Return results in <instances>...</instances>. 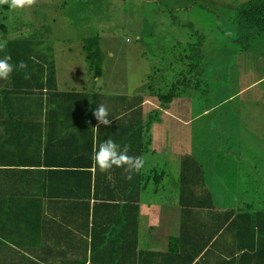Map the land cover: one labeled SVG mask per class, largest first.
I'll list each match as a JSON object with an SVG mask.
<instances>
[{
  "label": "crops",
  "instance_id": "crops-1",
  "mask_svg": "<svg viewBox=\"0 0 264 264\" xmlns=\"http://www.w3.org/2000/svg\"><path fill=\"white\" fill-rule=\"evenodd\" d=\"M34 37L26 58L14 60L25 62L27 68H14L8 79H0V264H264V188L260 195V183H253L256 174L245 178L238 169L258 165L245 154L247 162L241 153L230 152L236 159L222 161L218 168L236 165L234 188L219 182L215 187V175L208 187L209 171L217 167V157L226 156L222 151L232 134L219 127L221 133L212 134L206 127L212 145L199 147L193 127L207 115L214 125H226L227 114L219 118L214 111L247 91L253 94L245 95L246 100L264 99V90L257 88L263 77L183 118L172 111L180 95L156 105L151 96L138 102L105 101L97 91L69 89L73 83L59 77L54 50H44L43 40ZM57 54L63 59L67 51ZM251 69L246 72L254 76L257 72ZM101 104L108 110L110 126L100 125L93 114ZM156 110L161 112L159 124L167 118L188 133L180 131L174 141L169 132L161 133V157L165 155L170 170L152 176L144 170L151 159L144 156L148 127L143 134L141 125L144 115ZM108 138L121 149L127 146L129 156L143 158L140 181L127 165L102 171L94 164V149ZM172 171L173 184L164 185ZM85 172L92 173L91 180ZM224 174L229 177V166ZM151 181L157 183L152 191ZM159 186L167 200L164 205L145 197L158 194ZM164 186L177 193L163 192ZM38 198L42 213H36ZM116 206L126 212H118ZM38 218L42 223L28 224Z\"/></svg>",
  "mask_w": 264,
  "mask_h": 264
},
{
  "label": "rangeland",
  "instance_id": "rangeland-1",
  "mask_svg": "<svg viewBox=\"0 0 264 264\" xmlns=\"http://www.w3.org/2000/svg\"><path fill=\"white\" fill-rule=\"evenodd\" d=\"M247 1L34 0L31 5L17 10L10 9L7 3H0V42L6 44L0 50V58L11 56V61L20 55L26 58L34 48L36 36L43 40L41 47L44 50H54V57L60 66L59 77L73 83L69 89H87L91 94L97 91L105 97V101L138 102L151 96V100L158 105L162 101L158 94L154 95V91L163 89L167 92L174 84L175 88L178 86L177 93L181 99L176 105L172 104V111L188 118L190 112L192 116L200 113L259 77H263L260 81L263 82L257 88L264 90V41L250 48L249 52H242L244 44L237 38V11ZM33 25L37 30L32 28ZM95 36L99 38L104 57L103 73L97 79L83 49L85 38ZM64 49L67 55L62 59L57 53ZM239 67L241 72L236 70ZM251 67L257 72L255 78L252 72H246L252 70ZM62 88L67 89L66 86ZM251 94L252 91H247L242 93L241 98L233 97L234 101L214 111L219 118L224 112L227 114L226 125H214L212 116L208 115L193 125L198 134L199 147L201 144L212 145L209 141L212 135L206 133V127L212 134L221 133L217 127L224 128L223 131L227 129L232 134L226 151H222L226 156L217 157V167L213 165L209 171L206 184L210 188L213 175L215 179H212V184L215 187L224 183L228 188H234V181L238 179L236 165L231 162L227 165L230 167L229 177L224 174L227 166L224 163H221V167L226 168L219 169L218 166L222 161L235 160L236 157H232L230 152H236L241 153L245 161L243 154L258 165L238 169L245 173V178L251 179L256 174L253 183H260L257 189L262 194L264 99H244L245 95ZM136 111L141 114L142 108ZM151 116L146 117L145 114L142 117V122L145 120L144 127L141 126L144 128L143 134L148 127L144 142L148 145L144 156L145 160L151 159L144 170L147 175L159 176L163 174L162 169L170 170L165 167V155L161 157V133L169 132V140L174 141L181 136L180 131H188L178 123H170L167 118L159 124L161 120L157 117L161 118V112L158 110ZM213 127L214 131H211ZM169 175L164 185L173 184L174 171ZM257 175L262 177L260 182ZM159 187L158 194L146 193L145 197L164 205L167 200L165 196L161 197ZM164 187L163 192L170 191V187ZM149 189H157V183L151 181ZM170 192L176 194L177 190Z\"/></svg>",
  "mask_w": 264,
  "mask_h": 264
},
{
  "label": "trees",
  "instance_id": "trees-1",
  "mask_svg": "<svg viewBox=\"0 0 264 264\" xmlns=\"http://www.w3.org/2000/svg\"><path fill=\"white\" fill-rule=\"evenodd\" d=\"M237 12H238L237 18H236L237 38L239 39V41H241V43L244 44V46L242 47V52H249L251 50L250 48L264 41V0H248L247 2L243 3L240 6ZM84 41L85 43L83 45V49L86 52L85 57L94 71L93 75L100 76L102 74V68H103L102 65H103L104 57H103V54L101 53L99 38L96 36L87 37L85 38ZM13 65L18 66L16 61H13ZM177 88L178 86H176L175 88V85L172 84L171 88H169L167 92H164L163 90L160 89V92L154 91V95L158 94L162 102L169 103L173 100L175 96L179 95L177 93ZM135 136H136V133H135ZM82 174L83 173H81V175ZM107 174L106 176H108ZM134 174H135L136 180L140 181L142 178V173L139 171V172H134ZM84 176L85 177L88 176L89 179L91 180L92 173L85 172ZM46 191L52 194V190L47 189L45 190V192ZM32 194L34 196L33 192ZM56 195H59V194H56ZM38 204H39L38 207L35 208L37 209L36 213L38 211L39 213H42V200L40 198H38ZM86 207H87V212H90L89 205H87ZM116 207H119V206H116ZM22 208H25V206H22ZM97 208H103V207L99 205L97 206ZM107 208H113V206L108 205ZM118 212H126V209L122 210V208L119 207ZM34 222L39 223V224L42 223L41 219L39 220L38 218V221L29 220L28 224L31 225ZM58 225L61 226V223H59ZM262 243L264 244V237H263Z\"/></svg>",
  "mask_w": 264,
  "mask_h": 264
},
{
  "label": "clouds",
  "instance_id": "clouds-1",
  "mask_svg": "<svg viewBox=\"0 0 264 264\" xmlns=\"http://www.w3.org/2000/svg\"><path fill=\"white\" fill-rule=\"evenodd\" d=\"M33 2L34 0H0V3H7L8 7L12 10L23 9ZM5 46V43L0 42V50ZM11 59V56L0 58V79H8L16 67L19 69L27 68L26 63L23 61H20L18 66L13 65L10 63ZM25 78H28L27 74H25ZM93 114L100 125H111L112 120L109 118V113L105 105L101 104L97 106ZM127 153V146L121 149L120 145L113 139L108 138L99 145L98 149H94L92 159L94 164L102 171L109 170L113 166L121 167L127 165L129 172H139L143 168L145 161L141 157H132Z\"/></svg>",
  "mask_w": 264,
  "mask_h": 264
}]
</instances>
